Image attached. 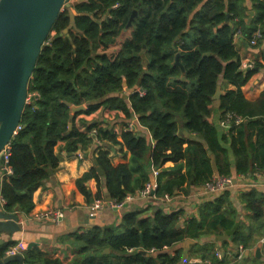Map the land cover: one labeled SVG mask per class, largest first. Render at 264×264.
<instances>
[{"label": "trees", "instance_id": "16d2710c", "mask_svg": "<svg viewBox=\"0 0 264 264\" xmlns=\"http://www.w3.org/2000/svg\"><path fill=\"white\" fill-rule=\"evenodd\" d=\"M251 2L256 15L248 25L243 0H88L75 4L79 32L70 30L67 35L62 33L70 25V16L69 10L64 9L42 47L29 83L28 94L32 99L24 109L22 129L9 145L8 166L12 174L1 187L6 212L29 214L34 208L35 191L49 178L50 170L59 165L55 147L60 141H65L66 151L72 153L88 145L87 134L79 132L74 125L69 131L72 112L66 103L86 106L78 114L89 115L103 108L122 111L127 118L136 117L155 143L151 148L145 137L125 130L121 144L130 152L131 161L118 167L112 166L108 151H99L95 167L76 182L78 190L89 201L92 194L86 184L95 178L99 188L96 199H103L105 190L112 201L124 202L127 194L133 193L134 173L146 174L148 157L155 168L169 161L188 159L196 153L205 160L208 155L204 146L185 140L179 134V123L182 130L204 138L210 151L216 153L217 173L231 177V166L221 156L223 150L208 120L221 77L226 84L237 87V91L226 92L220 101L222 118L232 124L236 174L252 172L254 164L260 162L258 154L264 157V93L256 104L245 99L241 87L251 71L241 70L233 45V36L240 27L247 29L249 38L258 28L264 34V0ZM134 11L138 15L131 38L116 55H98V49H107L128 28ZM177 55L184 75L175 65ZM183 76L185 81L181 80ZM238 118L244 119L240 125L234 122L240 123ZM96 139L118 144L111 130H96ZM192 160L196 164L199 161ZM98 167L103 175L99 174ZM173 185H159L156 195H171ZM228 196L226 191L214 203L204 205L199 213L201 221L191 219L184 230L176 229L179 214L156 211L146 219L139 218L135 212L126 214L119 229L121 233L114 227H94L80 232L75 242L77 257L70 264H177L178 257L169 259L161 253L164 248L185 238H198L216 231L218 224L228 231L232 229L235 222L232 213L223 210ZM241 197L252 223L249 228H235L232 241L238 249H246L264 233V193L252 189ZM208 220L213 223L205 232ZM16 244L4 245L0 257ZM215 249L214 244H206L195 247L194 253L203 263L220 264ZM105 250L109 253L105 254ZM140 250L146 251V255L140 254ZM150 250H155L157 256H151ZM24 264L62 263L32 249L25 255Z\"/></svg>", "mask_w": 264, "mask_h": 264}, {"label": "crops", "instance_id": "0c3cea01", "mask_svg": "<svg viewBox=\"0 0 264 264\" xmlns=\"http://www.w3.org/2000/svg\"><path fill=\"white\" fill-rule=\"evenodd\" d=\"M79 1L81 0H70V3H78ZM243 6L247 8L248 16L246 17V22L249 25L254 20L256 12L253 11L251 0H243ZM251 12L254 13L252 17L250 15ZM228 19L229 16L227 15L226 21ZM134 27L133 24L132 27L126 28L114 44L107 49H98L97 54L116 55L123 43L131 38ZM246 33V28H238L233 36V45L240 59L241 70L244 72L251 71V75L246 84L241 87V91L247 101L256 104L264 93V34L262 40L256 46H252L250 44L251 38ZM245 62L253 63L254 68L244 70ZM217 89L220 90V96L218 98H214L215 95L213 96V101L210 105L211 115L208 120L215 128L217 141L223 150L221 156L225 157L230 164L231 177L235 181L234 186L228 190L229 196L223 206V210L232 213V217L235 220L234 225L228 231L218 224L216 231L207 232L209 226L213 223V221L208 220L204 226V228H207L205 230L207 233L198 238H185L171 247L164 248L161 253L169 259L178 257L177 264H207L206 261L203 263L201 258L194 253V248L204 247L206 244H214L215 248L221 250L224 256V261L219 260L220 264H264V245L259 244L260 239L264 237V233L253 246L245 249L242 260L237 259L240 251L232 241V233L235 228L238 226L249 228L252 223V220H250L251 214L247 210L241 194L252 189L264 193V157L262 154H258L260 162L254 164L252 172L247 175L236 174L237 159L233 144L234 139L231 135L232 124L228 122L229 120L222 118L220 101L226 92L237 91V87L226 84L221 77ZM141 94H144V92L141 91ZM31 99V96H29V102ZM238 119L240 123L236 120L234 122L240 125L244 119ZM73 123L79 132L87 134L88 145L80 147L76 153L66 151L67 143L65 141H60L56 145L55 155L60 158L58 167L55 170H50L49 178L35 191L33 195L34 208L29 214L13 212L19 216L20 231L13 235L0 232V242H2L0 249L10 242H24L27 245V250L23 253L24 259L27 252L37 249L47 259L58 260L62 264H70L77 257L75 242L76 236L80 232H87L94 227H114L119 232L126 214L135 212L139 214V218L146 219L154 216L156 211H162L168 215L172 213L179 214L176 229L184 230L191 219L195 218L201 221L199 213L202 207L208 203H214L223 194L211 193L203 187L207 179L211 180L214 176H221L217 173L216 153L210 151L202 136L182 130L181 123H179V134L185 140L204 146L208 155L205 160L201 159L196 153V155L191 154L188 159L177 163L169 161L161 168H155L148 157L145 161L146 174L134 173L131 182L133 193L127 194V198H130L123 208L112 209L104 206L99 209H93L92 205L99 200L95 198L99 191L96 179L93 178L86 184L92 194L91 201L78 190L76 182L95 167L94 160L98 156L99 151L109 152V160L113 167H118L121 164H130L131 154L121 144L122 133L129 125L135 127L137 135L145 137L151 148L155 147V143L149 130L141 127L136 117L127 118L122 111H110L100 108L89 115L85 113L76 114ZM98 129L111 130L116 135L118 144L115 145L105 139H96L91 133ZM252 140L256 142V136H253ZM236 147L239 148L240 144L237 143ZM79 154L83 157L79 158ZM193 158L199 159L197 164L192 160ZM156 171H158L157 176L155 175ZM5 174L3 162L0 160V211L6 212L5 201L1 195V187L3 181H9L10 177L9 175L8 177L4 176ZM197 174L200 175L197 176ZM206 176H208L207 179ZM147 179L156 181V190L159 185L164 186L172 183L174 184V191L171 195L157 196L155 190L154 196L149 199L138 197L137 192L145 187ZM102 182L104 184V177ZM108 197L109 195L104 190L103 200L108 202ZM49 210L63 212L65 215L64 219L57 224L51 222L43 223L36 220L39 213ZM31 244H34V246L29 248ZM104 253L108 254L109 250H105ZM157 254L155 251L150 255L156 257ZM2 256L0 259H5L7 257L6 252Z\"/></svg>", "mask_w": 264, "mask_h": 264}, {"label": "water", "instance_id": "95a60500", "mask_svg": "<svg viewBox=\"0 0 264 264\" xmlns=\"http://www.w3.org/2000/svg\"><path fill=\"white\" fill-rule=\"evenodd\" d=\"M86 0H81L82 3ZM69 10L70 25L62 34H69L70 30L79 32L75 18L78 15L70 0H0V160L3 162V150L10 145L17 135V128L21 125L24 109L29 99V83L36 67L43 45L50 35L53 25L64 9ZM134 11L130 17L128 28L133 26L137 17ZM251 17L254 15L251 12ZM176 57L175 65L179 66L183 75L184 67ZM182 81L186 78L183 76ZM220 96L217 89L214 98ZM71 107L69 131L74 125L76 114L85 110V106ZM103 174L101 168H97ZM108 197V201H110ZM25 218V217H24ZM20 231L18 214L0 211V232L13 235ZM2 242H0L1 244ZM31 244L29 248H32ZM146 255V251L140 250ZM19 262L24 264V256L0 259V264Z\"/></svg>", "mask_w": 264, "mask_h": 264}, {"label": "built area", "instance_id": "2783aa9c", "mask_svg": "<svg viewBox=\"0 0 264 264\" xmlns=\"http://www.w3.org/2000/svg\"><path fill=\"white\" fill-rule=\"evenodd\" d=\"M263 38V33L260 29H258L257 31H255L251 37L250 40V44L252 46H256L260 40H262ZM254 68V64L251 62H245L243 69H253ZM28 103L29 99H28ZM86 109V107H85ZM239 120V119H238ZM22 129V126L20 125L17 128L16 133H18L20 130ZM126 130H132L135 131V127L133 125H129ZM92 135L94 137H96V131L92 132ZM3 157H4V161H3V165H4V171H5V175L6 177L11 176L12 174V170L10 169V167L8 166L9 163V159H10V147L7 146L3 152ZM83 156L79 154V158H82ZM155 175H158V171H156ZM5 178V177H4ZM235 184V181L232 177H224V176H214L211 180H209L207 183H205L203 185L204 189L211 192V193H225L226 191H228L229 189H231ZM156 190V181L152 180L148 183H146L145 187L141 190H139L137 192V196L144 198V199H149L151 197L154 196ZM130 198V197H129ZM126 197L125 201L122 203H117L116 201H104L103 199H99L98 201H96V203L94 205H92L93 209L96 208H102L104 206L110 207L112 209H120L123 208L126 205L127 200L129 199ZM5 204V203H4ZM65 215L63 212L58 211V210H49L46 212H41L38 215V218L36 219L38 222H51L54 224H57L59 222H61L64 219ZM259 244L264 245V237H262L259 241ZM27 250V245L24 242H19L14 246H11L7 251H6V256L10 257V256H15L17 254H22ZM239 254L237 255V259L238 260H242L244 257V251L245 249L243 247L239 248ZM155 252V250H150L149 253L153 254ZM215 256L216 258H218L219 260H223V253L221 250L216 249L215 250Z\"/></svg>", "mask_w": 264, "mask_h": 264}, {"label": "rangeland", "instance_id": "374dc122", "mask_svg": "<svg viewBox=\"0 0 264 264\" xmlns=\"http://www.w3.org/2000/svg\"><path fill=\"white\" fill-rule=\"evenodd\" d=\"M71 3H73V2H71ZM76 3H77V2H74V3H73L74 5H73V4H71V5H73V6L75 7V4H76Z\"/></svg>", "mask_w": 264, "mask_h": 264}]
</instances>
